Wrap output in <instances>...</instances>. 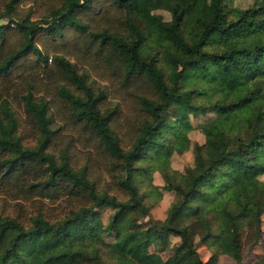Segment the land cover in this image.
<instances>
[{"label":"trees","instance_id":"1","mask_svg":"<svg viewBox=\"0 0 264 264\" xmlns=\"http://www.w3.org/2000/svg\"><path fill=\"white\" fill-rule=\"evenodd\" d=\"M0 17V264H34L26 243L59 237L91 248L58 264H146L170 235L191 264H247L264 211V0H0ZM205 112L192 164L173 167ZM153 171L175 193L163 218Z\"/></svg>","mask_w":264,"mask_h":264},{"label":"rangeland","instance_id":"2","mask_svg":"<svg viewBox=\"0 0 264 264\" xmlns=\"http://www.w3.org/2000/svg\"><path fill=\"white\" fill-rule=\"evenodd\" d=\"M253 0H227V4L232 6L246 7L252 3ZM160 13L163 18H169L170 13L165 8H159L155 10ZM1 21H3V18ZM198 22H193L190 24L188 28L189 36H191L197 27ZM212 70H206L201 75L196 76V81L198 83H202L207 85L209 82V76ZM213 115V112H205L192 114L191 119L193 123V127L188 130V135L191 139L190 147L182 152H173L170 157V163L173 167L183 170L187 165H191L193 162V150L192 144L195 141L202 142L204 140V134L201 132L199 128V123L206 120L210 116ZM260 177L264 179V173L260 174ZM152 181L160 186L163 183V179L160 176L158 171H153ZM161 195L160 197L152 204L149 209V215L153 218H163L167 211L170 202L174 199L175 193L173 190H167L160 187ZM109 210H104L102 219L103 222L106 221L107 215L109 214ZM262 220L260 223V233L258 243L254 248L245 249L244 262L249 264L251 259L254 257V254L261 253L264 249V211L262 213ZM243 226L254 229L257 226L255 219L253 218H245L242 220ZM85 231L83 230H74V236L83 235ZM111 236L109 234L105 235V239H110ZM179 241V237L176 235H170L168 241H164L157 246H152L150 249V254L146 258V264H191V262L187 259L186 256L182 254H175L173 250V246ZM27 247L33 248L37 251L33 261L34 264H58L64 260L63 252L68 249H90V245H86L81 241H74L71 238H63L59 237L58 239L49 240L46 243L43 242L42 239H37L33 242H27ZM197 249L200 253V256L206 260L208 259L214 252L216 251L213 246L206 244H198ZM153 250V251H152ZM109 259H111V255H108ZM216 260L214 264H235L234 259L226 253H218L215 256ZM81 264H96L92 260L83 261Z\"/></svg>","mask_w":264,"mask_h":264},{"label":"water","instance_id":"3","mask_svg":"<svg viewBox=\"0 0 264 264\" xmlns=\"http://www.w3.org/2000/svg\"><path fill=\"white\" fill-rule=\"evenodd\" d=\"M0 21H1V18H0Z\"/></svg>","mask_w":264,"mask_h":264}]
</instances>
